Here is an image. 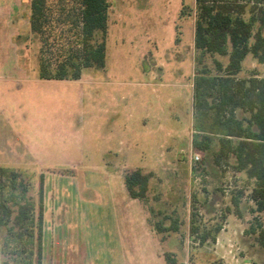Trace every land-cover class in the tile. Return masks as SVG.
Wrapping results in <instances>:
<instances>
[{"label":"rangeland","instance_id":"rangeland-1","mask_svg":"<svg viewBox=\"0 0 264 264\" xmlns=\"http://www.w3.org/2000/svg\"><path fill=\"white\" fill-rule=\"evenodd\" d=\"M108 3L104 68L83 69L78 80H45L39 78L40 43L30 29V0H0V218L5 217L2 204L12 211L11 220L0 223V264H38L37 218L45 178L58 202H66L59 211L67 221L55 235L50 232L44 264H63L64 238L82 240L75 230L96 232L108 223L103 220L105 179L125 252L134 260L162 252L168 264H218L203 247L213 241L202 246L200 236L216 235L230 223L236 230L231 249L238 261L233 264H264L257 241L264 212H255L251 199L255 181L235 168L234 156H220L225 135L214 110L194 107L197 71L222 75L215 61L228 62V56L195 48L196 0ZM151 72L160 74L161 85L151 80ZM237 77L264 78V64L249 54ZM147 108L157 114L166 110L160 134L144 121ZM112 112L119 119L106 133ZM235 115L245 125L250 117L239 109ZM194 139L209 148L195 149ZM231 141L233 146L238 139ZM136 169L151 173L143 201L131 198L120 182ZM235 200L244 214L228 219ZM26 203L34 207L32 221L13 224ZM174 219L177 233L158 231V224L170 227ZM158 238L161 246L149 244Z\"/></svg>","mask_w":264,"mask_h":264},{"label":"trees","instance_id":"trees-1","mask_svg":"<svg viewBox=\"0 0 264 264\" xmlns=\"http://www.w3.org/2000/svg\"><path fill=\"white\" fill-rule=\"evenodd\" d=\"M196 6L195 48L205 54L228 56V62L223 66L215 61L222 75L210 76L206 68L197 71L194 107L214 110L216 122L225 135L220 156H234L235 168L255 181L251 199L255 212H264V78L237 77L249 54L264 64V0H196ZM108 9V0H30V29L40 43L39 78L78 80L83 69L104 68ZM207 99H212V105ZM237 109L250 114L246 125L236 117ZM234 138L238 142L232 146ZM193 146L200 151L209 148L197 139L193 140ZM150 178L151 173H143L141 169L126 173L124 184L129 196L145 200ZM233 204L240 215L237 200ZM1 207L5 217L0 218V223L9 222L12 211L4 204ZM33 208L29 203L20 205L13 224L31 222L29 214ZM42 222L43 179L37 218L38 264L42 259ZM157 227L160 233L179 230L177 219L170 227L161 224ZM221 229L217 228L215 234ZM192 231L197 233L199 229L195 227ZM215 239L216 235L204 233L200 244ZM257 241L264 248V229L258 232ZM166 258L169 260L168 255Z\"/></svg>","mask_w":264,"mask_h":264},{"label":"crops","instance_id":"crops-1","mask_svg":"<svg viewBox=\"0 0 264 264\" xmlns=\"http://www.w3.org/2000/svg\"><path fill=\"white\" fill-rule=\"evenodd\" d=\"M151 77V80L157 81L159 85H161V79L160 74L151 72L149 74ZM161 113L165 116L166 110L163 109V112H161V108L159 110V113L157 114L155 111L148 110L147 108V117L145 120L148 121V123L151 121L152 127L151 131L153 133L157 132V134H160L161 131L165 130ZM119 115L117 112H112L111 116L106 121L105 124V132L109 133L110 131L114 130V125L117 123ZM132 121V126L134 124V116L133 113L128 115ZM144 125L146 126V122H144ZM133 129V128H132ZM106 162V161H105ZM106 166L113 165L112 163L106 162ZM58 176V175H57ZM106 177V175L104 174ZM63 178L68 179V177L61 176ZM107 178V177H106ZM105 182L102 183L103 187H105L106 191V199L108 202L105 203L104 211L105 216L103 220L107 221V224H102L101 229L97 230L96 232H92L89 230L88 227H84L81 230H78L75 232H79L80 237L82 240H79L77 242H69V240H66L64 238V260L63 264H168L163 255H160L161 253L154 252L152 255H150L149 259H147V256L143 255V258L140 261L134 260L131 256H128L125 252V247L123 240L121 239V234L118 229L117 224V214L116 209L114 205V201L112 198V194L109 189V182L104 180ZM124 180L120 178V182L122 183ZM47 179H44L43 182V222H42V259L41 264H44L45 256H46V245L49 244V236L51 233L55 235L57 231H61V229L64 226V223L67 221V216L65 213L61 215L59 209L61 205L65 204V201L58 202V198L55 195V192L53 191L52 187L47 185ZM125 185V184H124ZM107 187V188H106ZM240 210V209H239ZM232 214H228V219L230 216H234L236 212H231ZM244 214L240 210V215H235L237 218L240 219L241 215ZM230 223H226L222 229L216 233V239L212 242L210 245H206L203 247H206L208 254H210L211 258L217 259L218 264H233V260L238 261L236 258L235 253H233V248L231 243H234V240L232 239L233 235L236 234V230L234 228L230 227ZM51 229V231H50ZM71 230V229H70ZM179 231V230H178ZM177 231V232H178ZM51 232V233H50ZM174 232V233H177ZM65 233V231H64ZM74 233V232H72ZM58 234V233H57ZM78 234V235H79ZM240 234H242L240 232ZM148 235H156L159 234L156 233L155 230H148ZM47 236V239H46ZM76 236V235H75ZM54 240V239H52ZM51 240V241H52ZM150 245L153 247L157 245L161 246L162 240L158 238L156 244H154V240L148 241ZM154 244V245H153ZM208 244V242H207ZM179 246H181L179 244ZM246 246V245H244ZM178 247V246H177ZM176 247V248H177ZM155 248V247H154ZM175 248V249H176ZM264 249L263 247H260ZM159 252V251H158Z\"/></svg>","mask_w":264,"mask_h":264},{"label":"built area","instance_id":"built-area-1","mask_svg":"<svg viewBox=\"0 0 264 264\" xmlns=\"http://www.w3.org/2000/svg\"><path fill=\"white\" fill-rule=\"evenodd\" d=\"M195 159H196V160H198V159H199V157L196 155Z\"/></svg>","mask_w":264,"mask_h":264}]
</instances>
